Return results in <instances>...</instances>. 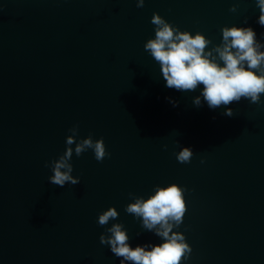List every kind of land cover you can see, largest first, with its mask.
Listing matches in <instances>:
<instances>
[{
    "label": "water",
    "instance_id": "water-1",
    "mask_svg": "<svg viewBox=\"0 0 264 264\" xmlns=\"http://www.w3.org/2000/svg\"><path fill=\"white\" fill-rule=\"evenodd\" d=\"M153 13L205 35L206 51L225 26L251 27L264 43L256 0H0V264H121L99 240L115 223L150 251L163 239L125 208L170 184L185 190L172 232L192 251L180 264H264V94L226 106L229 117L202 97L194 105L203 85L166 87L144 49ZM76 125L77 141L103 138L110 156L73 152L80 183L59 187L45 164ZM183 147L190 163L176 159ZM109 207L118 217L100 226Z\"/></svg>",
    "mask_w": 264,
    "mask_h": 264
},
{
    "label": "clouds",
    "instance_id": "clouds-1",
    "mask_svg": "<svg viewBox=\"0 0 264 264\" xmlns=\"http://www.w3.org/2000/svg\"><path fill=\"white\" fill-rule=\"evenodd\" d=\"M136 2L137 7H143L145 0ZM256 4L260 12L257 23L264 26V0H256ZM236 10V5L230 8L232 12ZM151 23L155 26V37L147 40L144 49L159 63L166 87L178 92H189L203 85L200 95L193 100L197 107L201 105V97L210 109L226 107L239 102L241 98L253 104L261 102V95L264 94V68L261 67L264 64V51L261 49H264V43L257 40L251 27H223L221 43L206 51L212 42L200 32L192 35L188 31H180L157 13H153ZM172 103L175 107L178 101ZM223 115L231 117L233 110L226 107ZM78 130V125L69 129L72 134L66 137L65 152L50 164H45L53 172L48 178L49 183L59 187H64L66 183H80L79 177L72 175L73 165L70 161L73 152L79 157L91 149L98 162L110 156L103 138L93 140L90 134L77 141ZM192 156V149L183 147L176 154V159L182 164L190 163ZM184 191L177 184L157 186L154 195L147 199L136 197L135 202L127 204L125 208L127 213L142 219L144 229L155 230V235L161 237L163 243L151 246L150 251L139 245L132 248L127 243L129 237L120 223L106 228L110 235L101 234L100 243L109 245L116 257H122L121 264L125 261L131 264H180L182 257L187 259L185 254L192 251L184 242L182 233L172 232L174 226L178 228L181 225L187 211ZM129 195L132 196L131 193ZM117 217L116 208L109 207L99 214L98 224L106 226Z\"/></svg>",
    "mask_w": 264,
    "mask_h": 264
}]
</instances>
